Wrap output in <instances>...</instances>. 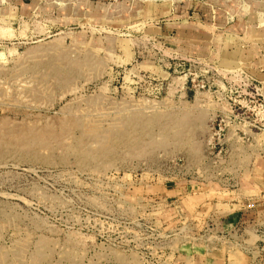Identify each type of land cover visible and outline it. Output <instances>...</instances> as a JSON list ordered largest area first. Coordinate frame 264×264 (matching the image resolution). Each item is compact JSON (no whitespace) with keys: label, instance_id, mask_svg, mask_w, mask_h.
<instances>
[{"label":"rangeland","instance_id":"obj_1","mask_svg":"<svg viewBox=\"0 0 264 264\" xmlns=\"http://www.w3.org/2000/svg\"><path fill=\"white\" fill-rule=\"evenodd\" d=\"M154 1L0 0V264H221L196 200L264 156L263 85L231 23L178 53Z\"/></svg>","mask_w":264,"mask_h":264},{"label":"crops","instance_id":"obj_2","mask_svg":"<svg viewBox=\"0 0 264 264\" xmlns=\"http://www.w3.org/2000/svg\"><path fill=\"white\" fill-rule=\"evenodd\" d=\"M242 2L248 3L249 8L239 16L238 4L235 12L228 11L231 0H156L142 3L144 14L141 16L153 24L157 21L149 30L178 48V53L205 47L208 55L207 49L216 41L217 33L231 23L228 27L232 36L231 50L222 51L221 57L230 55L235 67L246 63L243 67L256 76L264 91V0ZM61 7L63 14L59 21H74L78 9L75 6L64 9L62 4ZM103 7L107 6L104 4ZM162 19L165 21L158 24ZM242 39L249 44L247 51L239 48ZM238 183L237 187L219 188L216 200L209 201L205 207L203 195H200L196 200L201 204L198 215L203 217L206 227H215L223 240L221 258L216 261L221 264H264V156L253 160Z\"/></svg>","mask_w":264,"mask_h":264},{"label":"built area","instance_id":"obj_3","mask_svg":"<svg viewBox=\"0 0 264 264\" xmlns=\"http://www.w3.org/2000/svg\"><path fill=\"white\" fill-rule=\"evenodd\" d=\"M264 96V95H263ZM264 99V97H262ZM257 128V127H256ZM259 130V128H257Z\"/></svg>","mask_w":264,"mask_h":264},{"label":"bare ground","instance_id":"obj_4","mask_svg":"<svg viewBox=\"0 0 264 264\" xmlns=\"http://www.w3.org/2000/svg\"><path fill=\"white\" fill-rule=\"evenodd\" d=\"M75 124V123H74ZM28 132V131H27ZM22 133H25V132H22Z\"/></svg>","mask_w":264,"mask_h":264}]
</instances>
